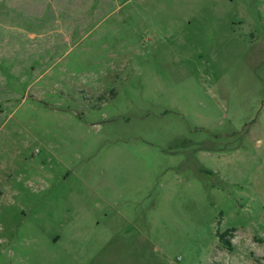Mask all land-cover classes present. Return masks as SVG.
I'll return each instance as SVG.
<instances>
[{"label":"rangeland","instance_id":"374dc122","mask_svg":"<svg viewBox=\"0 0 264 264\" xmlns=\"http://www.w3.org/2000/svg\"><path fill=\"white\" fill-rule=\"evenodd\" d=\"M0 264H264V0H0Z\"/></svg>","mask_w":264,"mask_h":264},{"label":"trees","instance_id":"16d2710c","mask_svg":"<svg viewBox=\"0 0 264 264\" xmlns=\"http://www.w3.org/2000/svg\"><path fill=\"white\" fill-rule=\"evenodd\" d=\"M228 234L229 233H227L226 235H222L221 234V235H219V237H220L221 242L230 249L231 248V243H230V241L225 239Z\"/></svg>","mask_w":264,"mask_h":264}]
</instances>
